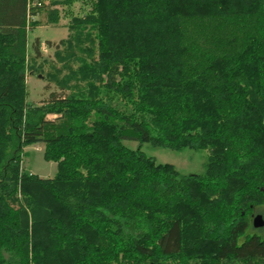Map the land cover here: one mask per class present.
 Masks as SVG:
<instances>
[{"label":"trees","instance_id":"16d2710c","mask_svg":"<svg viewBox=\"0 0 264 264\" xmlns=\"http://www.w3.org/2000/svg\"><path fill=\"white\" fill-rule=\"evenodd\" d=\"M30 1L0 0V264H264V0H92L39 72L68 94L41 105ZM146 142L207 150L205 173ZM39 143L53 177L22 167Z\"/></svg>","mask_w":264,"mask_h":264},{"label":"rangeland","instance_id":"374dc122","mask_svg":"<svg viewBox=\"0 0 264 264\" xmlns=\"http://www.w3.org/2000/svg\"><path fill=\"white\" fill-rule=\"evenodd\" d=\"M39 1L42 2V5L39 7L40 12L35 15V17L30 18L27 35L28 102L35 105H41L49 101L52 97V93L58 97L68 94L67 90H62L54 84L48 85L47 81L40 77L41 74H39V72L46 74L51 70L49 63L55 62V51L65 48V42L70 34L73 31H78L79 27L74 29L70 27V24H73V18H80L82 21H85L88 13L93 11L92 0ZM48 10L49 13L51 10L52 15H55V10L59 12L60 19H58V22L50 23L49 20L42 16L47 14ZM35 23L37 25H35ZM82 28L83 34H92L91 32H94V29L91 28L89 24L84 27L82 26ZM37 39L41 47V57L34 61L35 53L33 50V43ZM84 45H88V43L84 42ZM78 49V46H76V52L79 51ZM79 65V59L77 62L71 63L73 69L78 68ZM56 116V114L51 113L47 118L53 120ZM125 143L133 149L139 146V142L137 141L126 140ZM44 149L45 146L42 143L25 147L22 167L24 170L40 175L41 177H53L57 169V164L53 161L45 160ZM142 150L148 156L154 157L158 163H171L175 165L182 174L200 175L204 174L206 171V162L208 158L207 150L184 148L178 151L155 146L148 142L142 144Z\"/></svg>","mask_w":264,"mask_h":264},{"label":"water","instance_id":"95a60500","mask_svg":"<svg viewBox=\"0 0 264 264\" xmlns=\"http://www.w3.org/2000/svg\"><path fill=\"white\" fill-rule=\"evenodd\" d=\"M253 225L255 228H260L264 225V219L262 214H258L253 219Z\"/></svg>","mask_w":264,"mask_h":264},{"label":"built area","instance_id":"2783aa9c","mask_svg":"<svg viewBox=\"0 0 264 264\" xmlns=\"http://www.w3.org/2000/svg\"><path fill=\"white\" fill-rule=\"evenodd\" d=\"M42 5V3L41 2H39V1H37V0H34V1H30V3H29V8L30 7H34V6H41Z\"/></svg>","mask_w":264,"mask_h":264}]
</instances>
